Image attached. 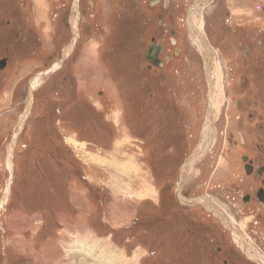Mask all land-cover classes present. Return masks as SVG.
I'll use <instances>...</instances> for the list:
<instances>
[{"label":"rangeland","instance_id":"obj_1","mask_svg":"<svg viewBox=\"0 0 264 264\" xmlns=\"http://www.w3.org/2000/svg\"><path fill=\"white\" fill-rule=\"evenodd\" d=\"M78 1L0 0V264H264V0Z\"/></svg>","mask_w":264,"mask_h":264},{"label":"bare ground","instance_id":"obj_2","mask_svg":"<svg viewBox=\"0 0 264 264\" xmlns=\"http://www.w3.org/2000/svg\"><path fill=\"white\" fill-rule=\"evenodd\" d=\"M78 0H76V2H75V10L74 11H78V6H79V4H78ZM36 3L38 4V17H40V18H42L43 17V13H44V0H36ZM197 5V4H196ZM194 12V11H193ZM193 15H191V17H192ZM28 18V17H27ZM74 23H73V31H74V41L77 39V37H78V33L80 32L79 31V20H78V17H76L75 19H74V21H73ZM193 24V23H192ZM196 26V27H195ZM195 26L194 25H191V35H192V37H193V39H194V43H196L198 46H199V48L202 50V51H204L205 53H206V57H207V61H208V63L209 64H211L210 62V59H211V54H212V50L209 48V45H208V42H207V40L205 39V35H204V32H203V29L201 28V26H199L198 24H195ZM72 42V44L70 45V47L66 50V53H65V55H66V57L67 56H70V54H71V51L73 50V47H74V43L75 42ZM57 67H58V65H57ZM211 67V66H210ZM53 70V69H52ZM208 75H211V73L209 72L208 73ZM37 79H35L33 82H32V84H31V87H30V96H29V98H28V102L29 103H32V99H33V93H34V90H35V87H36V85H37ZM211 99H213V97L211 96ZM210 99V101H212ZM211 105H212V107L213 108H211L210 109V111H209V117H210V130H209V132L211 133V135H213L214 133H215V129H214V125H213V123L215 122V119H216V110L214 109L215 107H214V105L211 103ZM27 117V116H26ZM25 118V117H24ZM23 121V120H22ZM24 123V122H23ZM22 125V124H21ZM209 125V124H208ZM214 138H211V140H210V144H206V145H204L202 148H201V150L199 151V152H197L196 154H195V156L194 157H192L191 158V160L188 162V164L185 166V170L190 166V165H192L193 163H196V162H198L199 160L198 159H201L204 155H205V153H207L208 151H209V149L211 148V146L213 145V140ZM12 157H13V148L11 149V152H10V155H9V167H12L11 166V161H12ZM9 194V187L7 188V192H6V195H8ZM7 200V199H6ZM200 201V203L202 204V203H204L203 202V200H199ZM205 204H207V203H205ZM209 204V203H208ZM207 204V205H208ZM219 214H221L220 212H219ZM222 215H224V214H222ZM224 220V219H223ZM225 223H228L227 222V220H226V222ZM233 229V231L234 232H236V228L234 227V228H232ZM247 252V251H246ZM248 254L250 255V256H255L254 254H250L249 252H248ZM87 255H89V254H87ZM91 255V254H90ZM114 255V254H113ZM98 257V256H97ZM108 257V256H107ZM117 257V256H116ZM115 257V258H116ZM98 259H99V257H98ZM100 260V259H99ZM57 261V260H56ZM58 262V261H57ZM60 264H64V263H62V261H60L59 262ZM104 263H106V261L104 262ZM107 264V263H106Z\"/></svg>","mask_w":264,"mask_h":264},{"label":"flooded vegetation","instance_id":"obj_3","mask_svg":"<svg viewBox=\"0 0 264 264\" xmlns=\"http://www.w3.org/2000/svg\"><path fill=\"white\" fill-rule=\"evenodd\" d=\"M167 7L170 8L169 5H167V0H164V9H168ZM244 39H245L246 42L254 40V38H252L250 36H246ZM258 41L259 40H257V42ZM154 43H156V42H154ZM161 53H162V51H161ZM159 59H161V54L159 55ZM152 67H155V66L151 65V68ZM263 176H264V174H263ZM260 190H264V178H260V187L254 189V192H255L254 193V200L251 198V196L245 197V200H244L245 203H249V202L251 203L253 201L254 203H257L258 206H260V209H256V210L250 209L249 210V212L253 213L254 215L256 214V218H255V221H254L253 227H252V233H254L257 236V237H254L256 242H257V244L258 243L262 244L263 241H264V202L261 200V199H264V194L261 193ZM259 194H260V197H259ZM225 225L228 226L226 223H225ZM233 241L235 242L234 239H233ZM211 242H213V244H214V240L211 239ZM213 244L210 245L209 247H205V248L202 249V253L205 256H212V257H210V259L206 258L207 260H209V261H207L206 264H211L213 261L216 260L217 255H222L223 252H226V255H229V253H232L231 254V258L233 256V254H235L234 253L235 250L234 251L232 249H230V250L226 249L225 250L224 248L215 247V245H213ZM240 251L243 254V258L247 262H250L251 264H258L255 260L251 259L250 257H248L246 255V252H245L246 249H240ZM229 263H230L229 259H223V264H229Z\"/></svg>","mask_w":264,"mask_h":264},{"label":"water","instance_id":"obj_4","mask_svg":"<svg viewBox=\"0 0 264 264\" xmlns=\"http://www.w3.org/2000/svg\"><path fill=\"white\" fill-rule=\"evenodd\" d=\"M162 47L157 45L156 43H152L150 47L145 52L146 60L154 66H160L163 62L159 59V55L161 54ZM8 60L2 59L0 60V71L5 69L7 66ZM243 162L245 164V171L247 175H251L254 172V166L251 161H249L248 157H243ZM258 175L262 176L264 174V167L260 168L257 171ZM261 193L264 194V190H260ZM260 197V194H259ZM264 202V199H261Z\"/></svg>","mask_w":264,"mask_h":264},{"label":"crops","instance_id":"obj_5","mask_svg":"<svg viewBox=\"0 0 264 264\" xmlns=\"http://www.w3.org/2000/svg\"><path fill=\"white\" fill-rule=\"evenodd\" d=\"M84 245V244H83ZM74 252H76V253H78L79 255H77V254H75L76 256L75 257H77V259H79L80 258V256L84 253V254H86V252H87V249H86V247L85 246H82V243L81 244H75V246H74ZM115 254V253H114ZM79 257V258H78ZM100 260H98L97 262L99 263V264H103V262L106 260V261H108V263L107 264H116V262H113V261H111V258L110 259H108V257H107V254H106V256H104L103 254H100V258H99ZM123 259V258H122ZM83 261L87 264V262H88V260L86 261L85 260V258L83 259ZM83 261H81V262H83ZM90 261H91V259H90ZM117 264H119V263H117ZM121 264H124V263H121ZM129 264V263H128Z\"/></svg>","mask_w":264,"mask_h":264},{"label":"trees","instance_id":"obj_6","mask_svg":"<svg viewBox=\"0 0 264 264\" xmlns=\"http://www.w3.org/2000/svg\"><path fill=\"white\" fill-rule=\"evenodd\" d=\"M8 60V59H7Z\"/></svg>","mask_w":264,"mask_h":264}]
</instances>
